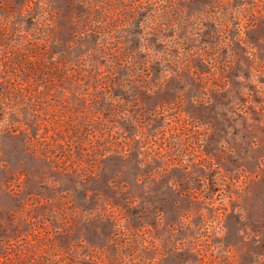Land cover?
<instances>
[{
  "label": "rangeland",
  "instance_id": "obj_1",
  "mask_svg": "<svg viewBox=\"0 0 264 264\" xmlns=\"http://www.w3.org/2000/svg\"><path fill=\"white\" fill-rule=\"evenodd\" d=\"M0 264H264V0H0Z\"/></svg>",
  "mask_w": 264,
  "mask_h": 264
}]
</instances>
